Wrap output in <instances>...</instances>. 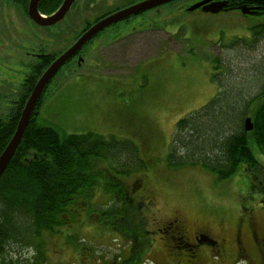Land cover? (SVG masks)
<instances>
[{"label":"rangeland","instance_id":"1","mask_svg":"<svg viewBox=\"0 0 264 264\" xmlns=\"http://www.w3.org/2000/svg\"><path fill=\"white\" fill-rule=\"evenodd\" d=\"M137 1L76 0L62 22L39 27L10 2L0 0V46L2 42L7 46L0 49V115L8 114L31 73L26 66L29 59L23 55L18 56L20 64L16 58L13 63L3 59L12 53L11 47L30 53L43 49L56 57L103 13ZM195 1L200 0L165 4L155 13L106 29L80 51V65L71 60L49 84L38 115L42 126L51 125L65 135L93 133L105 141L129 142L144 168L122 176L109 172L105 162L98 167V184L91 194L78 197L64 225L41 235L42 264H96L125 251L127 255L129 248L139 252L135 262L125 264L139 260L150 264L160 257L150 250L151 240L162 253L167 254L169 247L153 231L175 216L189 240L197 232L218 242L226 240L223 249L213 250L217 258L210 256L211 264H263L256 246L248 242V232L243 233L248 257L234 255L235 228L246 225L252 210L264 234V214L257 209L263 207L260 196L247 190L253 184L250 171L241 165L229 179L218 181L200 166L176 167L167 162L177 121L207 105L218 90L241 92L248 99L264 78V37L253 47L246 43L248 28L256 19L234 9L216 15L187 13ZM141 29L147 31L123 39ZM214 58L220 59L222 73L215 69ZM216 73L221 74L222 87L213 79ZM251 146L264 166V158ZM131 163L125 161L124 166ZM259 172L253 182L264 185V170ZM110 184L114 185L111 192L126 188L129 201L110 203ZM111 206L123 212L102 216ZM23 249L9 258L34 260V245Z\"/></svg>","mask_w":264,"mask_h":264},{"label":"trees","instance_id":"2","mask_svg":"<svg viewBox=\"0 0 264 264\" xmlns=\"http://www.w3.org/2000/svg\"><path fill=\"white\" fill-rule=\"evenodd\" d=\"M7 1L27 15L29 0ZM62 2L63 0H39L38 12L49 16ZM242 5L255 10L250 15L256 20L248 28L249 41H244L250 42L253 47L254 43L264 37V1L230 0L227 9L238 10ZM89 26L88 24L84 30ZM237 40H233V43L239 42ZM47 59L36 68L31 67V73L20 87L17 106L12 107L5 117L0 115V154L16 130L21 111L36 80L55 57L49 56ZM213 62L215 69H221L222 73L220 59L214 58ZM220 76L221 74L216 73L213 79L222 87ZM49 84L37 102L20 145L0 177L2 264H42L38 244L41 235L64 225L65 218L72 215V207L78 197L91 194L98 184L95 171L104 162L109 166V172L115 175L121 173L122 176H127L144 168L136 148L129 142H117L113 139L105 141L103 137L93 133L65 135L51 125L42 126L38 122V115ZM256 88V94L248 99L243 98L241 92L237 94L233 90H218L207 105L177 121L168 149V164L176 167L200 166L214 174L218 181L229 179L243 165L246 171H250L248 173L252 175V179L256 180L264 166L253 154L251 144L257 155L264 158V78L258 81ZM248 115L252 122V130L249 132L244 126ZM129 160L134 163L130 167L124 166L125 161ZM108 189L111 192L114 185H108ZM111 194L110 203L114 202V205H124L129 201L126 188L120 187ZM121 212L123 209L111 206L102 216L119 215ZM33 245L37 251L32 260L34 263L27 261L29 259L21 262L20 259L9 258L15 257L19 249L21 251L24 247Z\"/></svg>","mask_w":264,"mask_h":264},{"label":"flooded vegetation","instance_id":"3","mask_svg":"<svg viewBox=\"0 0 264 264\" xmlns=\"http://www.w3.org/2000/svg\"><path fill=\"white\" fill-rule=\"evenodd\" d=\"M141 1H144V0H138L137 2H134L133 4L139 3ZM178 1H180V0H178ZM178 1H175V2H178ZM200 1H202V0H200ZM200 1H197V2L195 1V3H198ZM213 1H219V0H213ZM75 2H76V0L74 1V3ZM74 3L72 4L71 8L74 6ZM172 3H174V2H171V3H168V4H172ZM133 4H130V5H127V6H124V7H121V8H116V9L107 11V12L103 13L100 17L96 18L94 20V22H92L91 24L89 23V25L91 26L94 23H96L97 21H99L100 19H102V18H104V17H106L108 15H111V14H113L116 11H119L121 9L129 7V6L133 5ZM160 7L151 9V10L146 11V12L155 13V12H157L159 10ZM71 8H70V10H71ZM196 11H201V10L198 9ZM146 12L140 13L138 15L130 16L129 18H126V19H124V20H122L120 22H127L130 19L135 18L136 16H139V15H143ZM64 19H65V17H64ZM62 21H60V22H62ZM60 22H58L57 24H59ZM120 22H118V23H120ZM118 23H116V24H118ZM116 24H113L112 26H114ZM36 26H38V25H36ZM53 26H50V27H53ZM112 26H110V27H112ZM89 27H87V29ZM110 27H108V28H110ZM105 30H103V31H105ZM145 31H147V30H144V29L134 30L131 34H129L128 36H126L123 39H126L128 37L131 38L135 34H138V33L142 34ZM152 31H155V30L151 29L149 32H152ZM100 33H98L94 38H96ZM123 39H121V40H123ZM121 40H119V41H121ZM114 43H116V42H114ZM114 43H112V44H114ZM2 45L3 46H0V49H3L5 47H7V46L4 45L3 42H2ZM11 49H12V53L9 54L7 57H4L3 59L4 60L6 59L7 61H10L11 63H13L15 58L18 60L19 59L18 56L19 55H21V56L23 55V57L29 59L26 62V66L29 69H31V67H35L36 68L37 65L47 61L48 60L47 57L51 56V53H46V52H44L43 49H38L37 51H34L32 53H30L29 51H26L25 49L19 50L18 48H15V47H13V48L11 47ZM22 51H24V52H22ZM79 54H80V52L72 60L76 59L77 63H78V59L79 58L82 59V57H80ZM57 56H59V55H56V57ZM82 62H83V59H82V61L80 63H78V65H80ZM17 64H20V61L17 62ZM37 80H36V82H37ZM18 102H19V99L17 98L12 103L11 108L12 107H16L17 106L16 103H18ZM252 178L253 177L251 175L250 179H252ZM252 183L253 184L251 186H247V190L249 188L248 192L249 191H252V192L254 191V193H257L258 196H260L261 205H263V207L262 206H258L257 209L259 208L262 211V213L264 214V185L261 184L262 182H260L259 184L256 183V182H253V179H252ZM150 201L151 200L148 199V202H150ZM148 204L149 203H147V205ZM148 209L151 210L150 208H148ZM244 232H248V235H249L248 236L249 237L248 238V242H249V244H251L252 247L256 246V248L258 249V251L260 253L261 261L264 264V234H262L263 229L261 227L260 222L257 221V219L255 217L254 210H252V212L248 215L247 222H246V225L244 227L239 225L238 228L237 227L235 228L233 245H234V255H235L236 258H238V257L247 258L248 257V249H247L246 244H245L244 239H243V233ZM153 233L156 235L157 238H159L158 236L161 235L160 236L161 239L164 240V241H167L169 243V247H168V253L167 254L166 253H162L160 251L159 247L155 246V244H154L155 243V239H154V241L151 240L149 242L150 243L149 245L152 246V248L150 250L160 254V257H159V260H156V259L152 258L151 261L149 262L150 264H160V263L161 264H211L210 263V256H213L214 258H217V255H216L215 251H213V250H215V247H217L219 250L223 249L222 248V244H224L226 242V240H222L221 242H218L216 239L208 236L207 234H203L202 232H197L194 235L193 239L189 240L185 236L184 227H183L182 222L176 216L172 217V218H170L168 220H165L162 223V225H160L159 228H156L153 231ZM140 244H142V243H140ZM205 244H207L209 247H206ZM145 246H146V244H145ZM125 252L123 254H121V256H120L121 259L120 260H119L120 257L118 255H116L114 257H111L110 260H106V261H104V260L99 261L98 260L96 262V264H125V263H129V262H133L134 260H136V256H137V254L139 252V249L131 251V248H129L127 255H125ZM129 252H130V255H129ZM140 263H141V261L139 260L137 262V264H140ZM133 264H135V263H133Z\"/></svg>","mask_w":264,"mask_h":264},{"label":"water","instance_id":"4","mask_svg":"<svg viewBox=\"0 0 264 264\" xmlns=\"http://www.w3.org/2000/svg\"><path fill=\"white\" fill-rule=\"evenodd\" d=\"M74 1L75 0H63L59 8L53 14L49 16H43L38 12L39 0H29L27 6V16L34 24L40 27H50L64 19ZM175 1L178 0H144L119 11H116L113 14L108 15L91 25L76 39V41L71 46H69L65 51H63L53 60V62L45 69V71H43L36 84L34 85L21 111L16 130L6 148L0 154V177L3 175L12 157L14 156V153L20 145V142L29 124L31 115L36 107L38 100L42 96L47 85L62 69V67H64L69 61H71L81 51V49L98 33L102 32L113 24L129 18L130 16L138 15L140 13ZM229 1L230 0H202L189 6L186 12L192 13L200 9L203 13L216 15L228 8ZM238 10L243 15H251L255 11L252 7H248L246 5L238 7ZM81 61L82 60L79 58L78 63H80ZM244 126L247 132L252 130V122L250 117L246 118Z\"/></svg>","mask_w":264,"mask_h":264},{"label":"crops","instance_id":"5","mask_svg":"<svg viewBox=\"0 0 264 264\" xmlns=\"http://www.w3.org/2000/svg\"><path fill=\"white\" fill-rule=\"evenodd\" d=\"M40 118H41V115H40Z\"/></svg>","mask_w":264,"mask_h":264}]
</instances>
